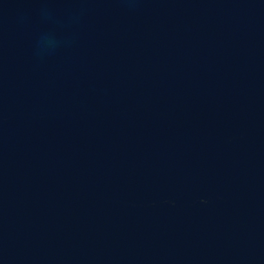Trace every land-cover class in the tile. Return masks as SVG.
Wrapping results in <instances>:
<instances>
[{
	"label": "water",
	"instance_id": "obj_1",
	"mask_svg": "<svg viewBox=\"0 0 264 264\" xmlns=\"http://www.w3.org/2000/svg\"><path fill=\"white\" fill-rule=\"evenodd\" d=\"M0 264H264V0H0Z\"/></svg>",
	"mask_w": 264,
	"mask_h": 264
}]
</instances>
